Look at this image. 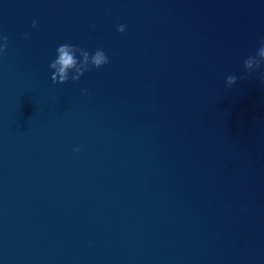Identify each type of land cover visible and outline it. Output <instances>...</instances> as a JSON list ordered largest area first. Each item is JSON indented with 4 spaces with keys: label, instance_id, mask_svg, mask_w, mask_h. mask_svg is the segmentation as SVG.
I'll return each instance as SVG.
<instances>
[{
    "label": "water",
    "instance_id": "95a60500",
    "mask_svg": "<svg viewBox=\"0 0 264 264\" xmlns=\"http://www.w3.org/2000/svg\"><path fill=\"white\" fill-rule=\"evenodd\" d=\"M0 35V264H264V0H0ZM61 44L110 63L54 84Z\"/></svg>",
    "mask_w": 264,
    "mask_h": 264
},
{
    "label": "clouds",
    "instance_id": "9594fccd",
    "mask_svg": "<svg viewBox=\"0 0 264 264\" xmlns=\"http://www.w3.org/2000/svg\"><path fill=\"white\" fill-rule=\"evenodd\" d=\"M33 28H37L38 24L33 21ZM126 25H120L118 31L124 33L126 31ZM30 33L25 35V39H30ZM0 56L7 55L8 53V37L0 35ZM57 58L50 63V68L53 70L51 76L54 84H66L71 79L74 82H78L86 72H90L93 68L101 69L110 63L108 56L103 50H96L94 54H90L88 51L76 47L71 44H61L56 49ZM77 53L80 59L77 58ZM244 66L249 75H252L264 67V42L258 48L256 55L248 56L244 60ZM70 71L75 75L70 77ZM227 87L232 88L233 85L238 83V77L231 75L227 77ZM85 94L87 92L85 91ZM79 151V149H76Z\"/></svg>",
    "mask_w": 264,
    "mask_h": 264
}]
</instances>
